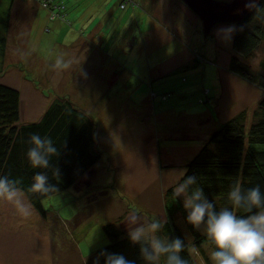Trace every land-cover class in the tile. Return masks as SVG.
Here are the masks:
<instances>
[{"label":"rangeland","instance_id":"1","mask_svg":"<svg viewBox=\"0 0 264 264\" xmlns=\"http://www.w3.org/2000/svg\"><path fill=\"white\" fill-rule=\"evenodd\" d=\"M60 1L70 22L52 18ZM119 2L11 4L0 83L20 90L21 122L68 98L94 118L102 159L74 188L43 201L47 215L22 191L27 216L0 199V264H96L97 250L110 243L106 222L126 217L127 233L133 212L163 223L167 190L210 134L242 110L250 125L264 97L228 70L235 23H219L205 37L202 19L183 0H137L124 10ZM7 6L0 0V14ZM61 56L72 64L58 71ZM263 57L258 51L251 63L264 76ZM175 221L191 239L182 217Z\"/></svg>","mask_w":264,"mask_h":264},{"label":"trees","instance_id":"2","mask_svg":"<svg viewBox=\"0 0 264 264\" xmlns=\"http://www.w3.org/2000/svg\"><path fill=\"white\" fill-rule=\"evenodd\" d=\"M124 1L120 0L119 6ZM134 1L137 3V0ZM12 2L13 0H8L7 9L0 14V23L5 27V32L0 37L3 61L7 55ZM59 3L68 10L65 2ZM259 3L261 10L257 12L256 8H252L244 18L235 23L234 55L231 56L228 70L255 84L264 93V76L261 73L257 75L255 66L251 63L258 51L264 52V0H259ZM63 18L70 22L68 17ZM199 62L198 58L197 63ZM258 67L264 73V57L259 61ZM20 106V90L0 83V175L18 180V187L26 194L31 205L44 216L48 214L43 205L46 198L76 185L102 159V152L97 146L96 122L68 98H54L36 121L21 122ZM252 116L250 125V116L246 110L223 122L186 165L184 175L197 177L205 195L216 204L218 210L227 206V193L237 181L245 188L259 185L264 193V150H258L254 146L264 145V97L258 102ZM35 132L50 136L59 149L58 155L53 157L46 170L52 187L43 194L28 191L35 171H42L32 169L25 156L27 140ZM173 189L169 188L165 196L167 220L163 222L162 234L170 239L178 237L185 242L186 248L182 255L187 264H200L199 259L203 264H211L208 257L213 245L202 230L187 222L183 199L176 198ZM238 214L244 215L242 212ZM177 215L182 217L191 239L186 238L175 221ZM125 219L127 218L120 217L118 221L106 222L104 225L110 243L96 252V261L99 258L100 264H104L100 252L105 249L109 253L121 254L135 264H144L140 245L131 242L122 226Z\"/></svg>","mask_w":264,"mask_h":264},{"label":"clouds","instance_id":"3","mask_svg":"<svg viewBox=\"0 0 264 264\" xmlns=\"http://www.w3.org/2000/svg\"><path fill=\"white\" fill-rule=\"evenodd\" d=\"M248 7L261 10L259 0H252ZM124 10V9H123ZM71 60L58 57L53 65L58 71L68 69ZM25 153L29 166L36 170L28 191L46 193L52 185L46 170L59 149L54 140L38 132L32 133L27 140ZM264 150V145H254ZM19 181L0 175V199L16 208L21 216L30 213V205L21 196ZM174 196L183 198L187 211V222L202 230L213 245L209 252L211 264H264V193L259 185L245 188L240 182L234 183L227 193V206L217 209L210 201L195 175H184L174 186ZM239 212L244 215L238 214ZM128 237L133 244L140 245V255L144 264H187L182 253L185 242L180 238L170 239L162 234L164 224L159 220L144 221L139 213L133 212L127 221ZM104 264H135L121 254L100 252ZM96 264H100L99 258Z\"/></svg>","mask_w":264,"mask_h":264},{"label":"water","instance_id":"4","mask_svg":"<svg viewBox=\"0 0 264 264\" xmlns=\"http://www.w3.org/2000/svg\"><path fill=\"white\" fill-rule=\"evenodd\" d=\"M204 23L205 37L219 23H236L251 10L252 0H183Z\"/></svg>","mask_w":264,"mask_h":264},{"label":"built area","instance_id":"5","mask_svg":"<svg viewBox=\"0 0 264 264\" xmlns=\"http://www.w3.org/2000/svg\"><path fill=\"white\" fill-rule=\"evenodd\" d=\"M40 3H42V4H45V3H49V2H53V0H38ZM47 4H45V5H47ZM131 4H133V5H137L136 4V2L134 1V0H125L120 6H121V8L122 9H126L127 8V6H130ZM54 5H56V8L57 9H53L52 8V10H53V14H52V18H56L55 16H57V17H61V18H63V17H65L64 15H63V13H62V11L64 12V14H65V11H64V5H61L60 3H55ZM49 6V5H48ZM51 8V7H50Z\"/></svg>","mask_w":264,"mask_h":264},{"label":"crops","instance_id":"6","mask_svg":"<svg viewBox=\"0 0 264 264\" xmlns=\"http://www.w3.org/2000/svg\"><path fill=\"white\" fill-rule=\"evenodd\" d=\"M128 10H129V9H128ZM71 19H72V18H71ZM83 47H85V46H83ZM83 47H82V48H83ZM79 182H80V181H79ZM74 186H75V185H74ZM74 186H72L71 189L74 188ZM23 193H24V192H23ZM24 194H25V193H24ZM25 195H26V194H25ZM29 203H30V201H29Z\"/></svg>","mask_w":264,"mask_h":264},{"label":"bare ground","instance_id":"7","mask_svg":"<svg viewBox=\"0 0 264 264\" xmlns=\"http://www.w3.org/2000/svg\"><path fill=\"white\" fill-rule=\"evenodd\" d=\"M137 4V3H136ZM137 6V5H136Z\"/></svg>","mask_w":264,"mask_h":264}]
</instances>
